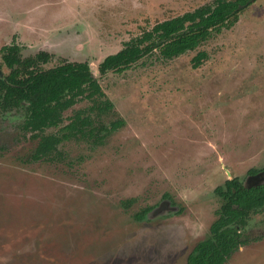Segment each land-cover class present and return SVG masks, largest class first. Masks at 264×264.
I'll list each match as a JSON object with an SVG mask.
<instances>
[{
	"label": "rangeland",
	"instance_id": "rangeland-1",
	"mask_svg": "<svg viewBox=\"0 0 264 264\" xmlns=\"http://www.w3.org/2000/svg\"><path fill=\"white\" fill-rule=\"evenodd\" d=\"M215 1L0 0V50L16 43L27 56L60 37L45 68L89 63L114 105L94 116L97 126L124 120L109 136L74 138L36 160L26 111L0 109V264H188L211 238L216 188L233 178L251 185V170L264 182V0L195 51L99 73L157 23ZM202 51L209 58L194 69ZM91 106L66 111L61 127ZM242 233L249 244L226 264H264V210Z\"/></svg>",
	"mask_w": 264,
	"mask_h": 264
},
{
	"label": "trees",
	"instance_id": "trees-1",
	"mask_svg": "<svg viewBox=\"0 0 264 264\" xmlns=\"http://www.w3.org/2000/svg\"><path fill=\"white\" fill-rule=\"evenodd\" d=\"M256 0H216L192 12L157 23L143 32L117 53L109 55L99 65V73H123L146 57L158 54L171 60L195 51L215 34L232 29L240 14ZM2 63L10 70L0 76V109L4 112L23 109L27 113L23 129L39 142L34 158H49L58 146L74 138H96L104 130L109 136L124 125V120L113 121L110 127L97 126L95 115L113 111L114 105L103 91L87 62H63L45 68L52 60L46 51L23 54L16 43L0 50ZM209 56L199 52L192 59L194 69L200 68ZM2 71V64L0 62ZM3 72V71H2ZM88 100L91 107L79 111L69 124L64 113L80 102ZM86 114V116H82ZM49 129H59L46 135ZM1 150V147H0ZM256 173L251 170L250 174ZM215 194L222 200L217 219L210 227L211 238L200 242L188 257V264H226L241 247L249 244L242 233L253 214L264 210V184L246 187L238 178L227 180ZM149 208L135 215L146 218Z\"/></svg>",
	"mask_w": 264,
	"mask_h": 264
},
{
	"label": "flooded vegetation",
	"instance_id": "flooded-vegetation-1",
	"mask_svg": "<svg viewBox=\"0 0 264 264\" xmlns=\"http://www.w3.org/2000/svg\"><path fill=\"white\" fill-rule=\"evenodd\" d=\"M60 37H57V38H54V39H52V40H50V43L52 44V45H49V47H46V48H44V49H36V51L38 52V51H46V52H48V53H53V52H55L56 51V47H57V44L55 43L56 41H58V39H59ZM11 45V44H10ZM22 47V46H21ZM3 48V47H2ZM1 48V49H2ZM32 51H34V50H32ZM52 55V54H51ZM264 171V170H263ZM262 173V171H256V173H254V174H252V175H249V177H252V176H256L257 178L255 179V180H253V181H249L250 183H251V185H247V184H245L243 181V183H244V185L246 186V187H256V186H259V185H262V184H264V182H261V180H260V178H259V176L258 175H260ZM255 184V185H254ZM242 248V247H241Z\"/></svg>",
	"mask_w": 264,
	"mask_h": 264
},
{
	"label": "water",
	"instance_id": "water-1",
	"mask_svg": "<svg viewBox=\"0 0 264 264\" xmlns=\"http://www.w3.org/2000/svg\"><path fill=\"white\" fill-rule=\"evenodd\" d=\"M0 76L3 78L4 77V74H3V72L1 71V69H0Z\"/></svg>",
	"mask_w": 264,
	"mask_h": 264
},
{
	"label": "crops",
	"instance_id": "crops-1",
	"mask_svg": "<svg viewBox=\"0 0 264 264\" xmlns=\"http://www.w3.org/2000/svg\"><path fill=\"white\" fill-rule=\"evenodd\" d=\"M49 45H52V44L49 42ZM49 45H48V46H49ZM32 46H33V45H32ZM30 47H31V46H30ZM44 48H46V47H42V48H39V49L41 50V49H44Z\"/></svg>",
	"mask_w": 264,
	"mask_h": 264
}]
</instances>
